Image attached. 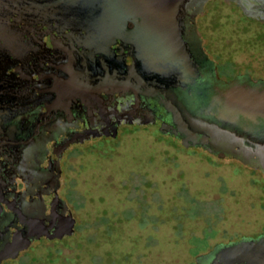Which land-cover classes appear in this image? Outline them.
<instances>
[{
	"label": "flooded vegetation",
	"instance_id": "obj_1",
	"mask_svg": "<svg viewBox=\"0 0 264 264\" xmlns=\"http://www.w3.org/2000/svg\"><path fill=\"white\" fill-rule=\"evenodd\" d=\"M212 1L188 0L180 12L181 40L193 63L183 81L171 73L157 77L150 61L121 63V52L130 50L119 45L112 60L100 62L97 55L94 65L85 67V61L55 80L51 59L27 72L18 67L0 72V264L17 262L37 242H58L74 233L76 221L58 196L64 155L71 146L115 139L122 126H161L168 129L162 135L180 144L191 133L195 145L189 148L223 158L230 153L264 173V121L228 123L218 115L230 89H264V60H250L244 73L221 74L213 53H228V41H213L202 32ZM220 1L234 5L245 19L264 23V0ZM133 28L128 22L127 29ZM170 103L183 119L174 116ZM60 232V238H48ZM261 238L264 232L216 244L195 264H211L223 247Z\"/></svg>",
	"mask_w": 264,
	"mask_h": 264
},
{
	"label": "rangeland",
	"instance_id": "obj_2",
	"mask_svg": "<svg viewBox=\"0 0 264 264\" xmlns=\"http://www.w3.org/2000/svg\"><path fill=\"white\" fill-rule=\"evenodd\" d=\"M207 10L202 32L228 41V53H213L223 76L264 60V23L229 2L212 1ZM160 131L122 126L115 139L71 146L58 196L76 233L37 242L12 264H195L216 244L264 232L263 174Z\"/></svg>",
	"mask_w": 264,
	"mask_h": 264
},
{
	"label": "water",
	"instance_id": "obj_3",
	"mask_svg": "<svg viewBox=\"0 0 264 264\" xmlns=\"http://www.w3.org/2000/svg\"><path fill=\"white\" fill-rule=\"evenodd\" d=\"M187 1L0 0V72L11 67L27 72L49 59L70 70L97 55L112 59L115 45L130 50L121 52L119 58L124 63L145 64L157 58L193 65L181 40L180 12ZM128 22L134 24L132 30L127 29ZM149 39L156 45H150ZM29 80L32 84L33 79ZM228 94V103L219 105L220 120L228 117V123L242 120L253 124L259 119L264 121V89L233 88ZM171 106L174 116L181 119ZM160 130L168 132L161 126ZM193 139L190 133L183 146L195 145ZM211 264H264V238L223 247Z\"/></svg>",
	"mask_w": 264,
	"mask_h": 264
},
{
	"label": "bare ground",
	"instance_id": "obj_4",
	"mask_svg": "<svg viewBox=\"0 0 264 264\" xmlns=\"http://www.w3.org/2000/svg\"><path fill=\"white\" fill-rule=\"evenodd\" d=\"M148 43L150 45H152V46L153 45H156V42L155 41H152L150 39H149ZM98 58H99V61L102 62V60H104L105 56H103V57L101 56V57H98ZM110 60H112V59H110ZM151 62H152V65L154 66V68L157 69L155 71L157 77L164 76V75H166V73L167 74L171 73V74H175L176 75V78H178L179 80H182V81H183L182 75L184 76L185 71L188 69V65H189L188 63L180 64L181 62L178 61V59H176L175 61L174 60H171V62L170 61L169 62H166V61L162 62V61L158 60L157 58H153L151 60ZM95 63L96 62L93 59V60L89 61L86 65L85 64L84 65L86 67L87 65H94ZM121 63H122V61H121ZM84 65H82V68L84 67ZM55 66H56L55 67L56 74H54V75L51 76L53 78V80H55L57 77H59V75L62 74V73L65 74L67 72H70L69 68H67V70H69V71H67L66 69H63L62 67H59V64L58 65H55ZM33 83H34V81H33ZM42 91H44V90H42ZM39 95L41 96V93L38 94L37 96H39ZM25 96L26 97H29L28 94H26Z\"/></svg>",
	"mask_w": 264,
	"mask_h": 264
},
{
	"label": "trees",
	"instance_id": "obj_5",
	"mask_svg": "<svg viewBox=\"0 0 264 264\" xmlns=\"http://www.w3.org/2000/svg\"><path fill=\"white\" fill-rule=\"evenodd\" d=\"M181 144L183 145V141L181 142ZM191 147V146H190ZM215 155V154H214ZM224 158H229V159H233V160H241V158H239L238 156H236V155H232V154H230V153H228V156H226V157H224ZM239 160V161H240ZM247 164V163H246ZM248 165V164H247ZM251 168H253V167H251ZM254 170H258L257 168H253ZM264 174V173H263ZM76 226H75V230H74V233L70 236V237H73L74 235H75V233H76ZM70 237H68V238H70ZM64 240V239H63ZM63 240H61V242L63 241ZM202 258L203 257H201L200 258V260H202Z\"/></svg>",
	"mask_w": 264,
	"mask_h": 264
}]
</instances>
